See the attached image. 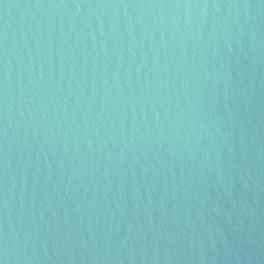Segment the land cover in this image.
I'll return each instance as SVG.
<instances>
[{
    "label": "water",
    "instance_id": "water-1",
    "mask_svg": "<svg viewBox=\"0 0 264 264\" xmlns=\"http://www.w3.org/2000/svg\"><path fill=\"white\" fill-rule=\"evenodd\" d=\"M0 264H264V0H0Z\"/></svg>",
    "mask_w": 264,
    "mask_h": 264
}]
</instances>
